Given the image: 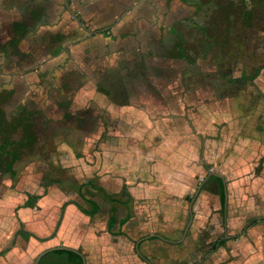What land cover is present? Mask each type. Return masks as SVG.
I'll return each instance as SVG.
<instances>
[{
	"label": "rangeland",
	"instance_id": "374dc122",
	"mask_svg": "<svg viewBox=\"0 0 264 264\" xmlns=\"http://www.w3.org/2000/svg\"><path fill=\"white\" fill-rule=\"evenodd\" d=\"M236 1L235 6L232 0H157L161 17L158 23L162 25L158 34L141 26L142 30L137 27L139 33L133 37L132 33L124 35L117 32L106 37L104 40L107 43L103 46L96 39L92 40L94 43H83L96 35L88 30L101 32L108 25L106 21L93 22L88 27L84 25L88 29L86 30L81 23L85 24L86 19L89 22L93 20L84 17L85 11L81 14L75 12L81 23L73 16L70 24L67 19L64 23L61 19V32L54 34L46 26L39 24L40 19H33L24 10L37 6L34 0H0V95L9 94L3 108L7 113H15L24 108L32 111L34 130L38 136L35 148L24 153L16 162L15 176L0 169V252L8 247L11 249L18 242L23 248L27 247L24 241L28 238L23 239L20 232L25 233L26 228L32 226L25 225L23 219L27 216L22 218L23 210L16 207L29 197L40 196L34 206L42 207L45 214L52 211L58 223L64 214L59 198L63 194L51 192L62 188L68 192L63 191L69 201H77L87 210H92L91 203L78 193L77 187L81 186L85 197L98 203L100 209L93 215V219L100 224L115 212L111 209L112 205L118 206V203L131 198V187H126L125 192L122 181L118 178L103 180L99 177L105 150L111 146L110 133L113 131L103 128L100 130V127H103L107 119L114 123L120 121L118 115H107L104 102L127 101L133 91L153 89L159 94L156 96L154 93L152 98L153 105L158 108L154 106L156 112L150 118L157 122L156 128L163 129L160 123L169 119L168 116L175 115L166 116L161 112V105L155 104V100H165L163 96L166 91H171L176 100L173 104L179 107V102L183 99L188 118L185 122L190 125L193 117L191 108L198 109L201 106L213 115L223 108L224 88L220 83L221 79L235 81L240 75L251 78L254 73H264V0H253L254 10L247 16L246 0ZM48 2L49 0L45 5L49 7ZM91 14L94 15L95 12ZM51 19L52 17H44L43 21L48 25L47 22ZM156 19L151 16L145 23L155 22ZM21 21L26 26L23 31L22 28L14 27V23ZM113 21L116 23L117 19ZM213 23L220 31L215 35L220 46H212L209 42V38L213 37ZM163 24L168 26L164 27ZM174 24L179 26L174 27ZM225 27L230 33L224 34ZM179 32L184 35L181 52ZM14 38L17 39L15 47L12 43ZM109 42L115 45L107 47ZM225 47L227 50H224ZM109 58L113 61L106 62ZM169 85L173 87L169 88ZM187 95L193 97L188 101ZM179 115L181 114L176 115L178 119ZM144 120L151 122L149 117ZM218 124L222 129L224 121ZM21 136L19 129L11 139L20 140ZM215 137H223L221 130L216 131ZM1 142L0 134V144ZM204 150L200 146V172L194 177L190 193L179 194L178 199H175L179 206L187 207L184 209L186 217L182 214L181 218L188 222L190 202L198 187L204 183L194 204L207 200L210 213L205 219L210 218L212 223V228L209 226V229L213 240L223 236L226 231L230 236H241L254 221L260 226L259 231L264 232V220L258 218L259 215L264 217V161L249 165L246 174L239 178L238 188H233L235 193L239 191L240 194H234L232 202L228 180L225 178L228 206H232L231 216L225 219L219 181L212 175L205 180L210 171L219 173L223 167L218 163L208 164ZM183 165L179 167L192 166L191 162ZM118 171L119 169L115 170L116 173ZM154 172L157 174L156 170ZM187 180L189 179L184 181ZM150 181L154 182L153 186L160 187L166 180L154 174ZM48 194H52L50 199L46 197ZM148 200L162 201L163 198L156 194ZM169 201L174 199L170 198ZM182 211L179 209V220ZM32 212H28V215ZM114 214L119 217L126 214V211L123 209ZM46 216L40 219L46 221ZM47 223L42 232L44 237L33 234L44 239L40 240L43 245L40 252L54 247L50 239L57 234L58 228L54 231L51 227L48 228L51 223L49 222V226ZM238 241L233 240L234 248ZM128 244L125 242L126 249H129ZM132 244L134 245L130 243V246ZM173 248L172 246L171 249ZM129 251L131 255H135L136 262H140L137 250L134 248ZM216 253L223 255L222 250ZM37 256L38 252H34L32 264ZM150 256L158 260L156 255ZM47 261L46 263L69 264L65 255H52ZM0 264H9L4 255L0 256Z\"/></svg>",
	"mask_w": 264,
	"mask_h": 264
},
{
	"label": "crops",
	"instance_id": "0c3cea01",
	"mask_svg": "<svg viewBox=\"0 0 264 264\" xmlns=\"http://www.w3.org/2000/svg\"><path fill=\"white\" fill-rule=\"evenodd\" d=\"M46 1L34 0L37 6L24 10L30 15L40 13L39 24L42 27L46 26L54 34L61 32L59 29L62 21L60 20L63 19L64 23L67 19L69 22L73 12L81 14L85 11L84 17L93 20L91 22L87 19L82 20L85 21L83 25L86 27L93 22L106 21L108 23L101 32L85 28L91 34L96 35L94 34V38L85 40L83 43H94L92 40L96 39L100 41L98 42L100 45L102 43L105 46L107 42L104 39L116 32L124 35L132 33L133 37L139 33L137 29L142 30L141 26H143L153 34H158L162 26L158 23L161 17L158 13L157 0H49V7L45 5ZM93 12H95L94 15L91 14ZM151 16L157 18L155 22L145 23ZM44 17H52L47 22L48 25L43 21ZM115 19H117L116 23L113 21ZM163 26L168 25L163 24ZM177 26L179 25L174 24V27ZM212 27L213 37L209 38V42L212 46H220L221 44L216 41L215 37L220 31L215 23ZM225 28L224 34L230 33L227 27ZM183 37L184 35L179 32L181 50L184 46ZM113 45L115 43L109 42L107 47ZM224 50L227 48L225 47ZM108 60L111 58L106 62H109ZM251 76V78H244L240 75L235 81L228 78L221 79L220 83L224 88L223 108L214 115L207 109H202L201 106L198 109L191 108L190 112L193 117L191 116L190 125L185 122L188 118L183 99L180 98L179 107L173 104L172 102L176 103V100L171 95V91H166L163 96L165 100L161 98L155 100L157 102L155 104L163 108L159 111L166 116L175 115L160 121L163 129L162 127L156 128L157 122L155 123L150 118V115L158 108L157 105H153L152 98L156 93L153 89L143 88L138 89L139 92L133 91L129 100L123 102L111 100L106 103L103 99L107 115L111 117L118 115L120 121L114 123L107 119L103 127H100V130L103 128V130L112 129L113 131L110 133L112 144L110 143V148L105 150L99 177L101 176L102 179L118 178L122 181L124 190L126 187H131L133 193L130 199L118 203V206H111L116 213L124 209L126 214L119 217L115 214L114 221L108 218L100 224L98 220L93 219L96 214L93 216L84 213L76 204L70 203L65 208L57 234L50 239L53 246H65L79 251L85 264H264V232L259 231L260 226H257L255 221L252 226L245 229L241 236H230L226 231L223 236L213 240L209 229V226L212 228V223L210 218L205 219L210 213L207 200L203 199V203L197 201L196 204L194 201L192 205L191 200L187 223L184 218H181L182 214L185 217L187 215L184 210L187 208L186 205L179 206V202L175 200L178 199L179 194L190 193L194 177L196 178V174L200 172L198 164L200 146H203L204 152L206 151L208 164L213 162L223 167L219 173H215L220 175L217 177L228 180L230 202L234 201V194H240L239 191L235 193L233 188L235 186L238 188L239 178L246 174L249 165L256 161H264V73H254ZM142 80L139 79V81ZM172 87L169 85V88ZM156 96L159 94L156 93ZM192 97L187 95L186 100L189 101ZM167 102L171 103L167 104ZM179 113L181 115L178 119L176 115ZM145 117H149L151 122L145 121ZM209 121L210 123L207 124ZM221 121H224L222 129L218 124ZM218 130H221L222 138L215 137ZM188 162H191V167H179ZM116 169H119V173L115 172ZM154 170L166 180L160 187L153 186L154 182L150 181L154 174L157 175ZM186 178L189 180L184 181ZM59 192L63 194L59 197L61 198L60 204L63 206L69 201L63 190L55 191L54 189L51 193ZM156 194H160L163 200H148ZM46 197L50 199L52 194ZM170 198L174 201L170 202ZM230 205L228 206L227 198L223 210L225 219L232 214ZM16 209L23 210L22 218L27 216L23 219L25 225L32 226L26 228L27 232L31 231L34 235L44 237L42 232H44L47 220V225L51 223L48 228L51 227L55 231L57 219L52 211L45 214L42 207H19V205ZM179 209L183 210L180 220ZM30 211L33 212L29 214L31 215L29 217L28 212ZM44 215H47L46 221L40 219ZM258 218L261 221L264 220L263 215H259ZM111 225L112 228H110ZM167 232L170 235L166 234ZM22 233L24 232H20V235L23 239L28 238L24 241L27 247L23 248L20 242L13 245L4 255L9 264H32L34 252H38V255L41 253L40 248H43L41 241L34 235L28 236ZM180 233L182 234L179 238ZM233 240H239L235 248ZM125 242L129 243L127 247L129 249H126ZM138 242L140 253L136 247ZM130 243L134 245L130 246ZM237 245L238 248H236ZM172 246L173 249H171ZM133 247L137 250L140 262H136L135 255H131L129 251L134 249ZM219 250L223 251V255L216 253ZM150 255H156L158 260Z\"/></svg>",
	"mask_w": 264,
	"mask_h": 264
},
{
	"label": "trees",
	"instance_id": "16d2710c",
	"mask_svg": "<svg viewBox=\"0 0 264 264\" xmlns=\"http://www.w3.org/2000/svg\"><path fill=\"white\" fill-rule=\"evenodd\" d=\"M40 13H32L31 16L33 19H39ZM15 29L22 28L21 31H23L26 26L24 22H18L14 23ZM14 47L17 46V39L14 38L12 41ZM9 99V94H4L3 96L0 95V134L2 137V142L0 144V169H5L7 172H9L12 176L16 175L15 170V164L18 160L21 159V157L26 152L32 151L38 141L37 133L34 130V123H33V112L27 109H18L15 113H7L3 106L4 103ZM21 130L22 136L20 140H14L11 139L12 135L17 132L18 130ZM213 178H216L221 187V196L222 200L224 202V206L226 205V185H225V179L222 177H217L215 175H212ZM57 184H60L57 181ZM62 187V186H60ZM62 189V188H61ZM64 192L68 194V192L64 189H62ZM78 193L80 196L86 200L87 202L91 203L93 210L91 212L87 211V209L79 202L70 200L67 203H65L62 207V210L64 212L66 206L70 203L76 204L84 213H87L89 215H95L99 212V205L97 202L90 201L85 197V195L82 193L81 186L77 187ZM41 197H29L27 200H25L19 207H34L35 203L40 199ZM115 212L110 215V219L114 221L115 219ZM62 216L57 223V228L59 227L61 223ZM112 223V222H111ZM112 228V225L110 226ZM25 233L28 236H32L33 234L30 232ZM37 237V236H36ZM38 238V237H37ZM39 240L43 241L44 239L38 238ZM10 250V248H5L0 252V256H3L6 254V252ZM52 255H65L66 259L69 261V264H84L83 256L79 251L76 250H56L47 253L40 261L39 264H53L52 262L46 263V261L50 258ZM48 262V261H47Z\"/></svg>",
	"mask_w": 264,
	"mask_h": 264
},
{
	"label": "water",
	"instance_id": "95a60500",
	"mask_svg": "<svg viewBox=\"0 0 264 264\" xmlns=\"http://www.w3.org/2000/svg\"><path fill=\"white\" fill-rule=\"evenodd\" d=\"M73 16L77 19V21H78L79 23H81V21H80V19L78 18L77 14L73 13ZM81 25H82L83 27H85L82 23H81ZM211 175L220 176L218 173L210 172L209 175H208V177H207L205 180L209 179V177H210ZM203 184H204V183H202V184L199 186V188H198V190H197L195 196H194L193 199H192L191 205L194 203V201L196 200L197 196L199 195V193H200V191H201V188H202ZM225 185H226V182H225ZM227 198H228V196H227V191H226V200H227ZM136 247H137V250H138L139 253H140V250H139V242L137 243ZM56 250H73V249L68 248V247H65V246L51 247V248H49V249H46V250L42 251V252L37 256V258L35 259V263H34V264H39L40 261H41V259H42L47 253L52 252V251H56ZM84 264H85V263H84Z\"/></svg>",
	"mask_w": 264,
	"mask_h": 264
},
{
	"label": "flooded vegetation",
	"instance_id": "af4514ba",
	"mask_svg": "<svg viewBox=\"0 0 264 264\" xmlns=\"http://www.w3.org/2000/svg\"><path fill=\"white\" fill-rule=\"evenodd\" d=\"M232 4L233 5H235L236 4V0H232ZM253 2V0H246L245 1V4L247 5L246 6V11H245V16H247L248 14L250 15L251 13H252V11L254 10V6H253V4L254 3H252ZM236 6V5H235ZM214 24V23H213ZM213 26V25H212ZM83 27V26H82ZM84 28H86V27H84ZM179 51L181 52L182 50H181V48H180V46H179ZM225 220V219H224Z\"/></svg>",
	"mask_w": 264,
	"mask_h": 264
}]
</instances>
